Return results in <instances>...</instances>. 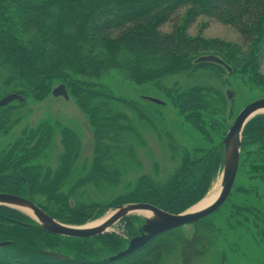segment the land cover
Instances as JSON below:
<instances>
[{"label":"trees","instance_id":"trees-1","mask_svg":"<svg viewBox=\"0 0 264 264\" xmlns=\"http://www.w3.org/2000/svg\"><path fill=\"white\" fill-rule=\"evenodd\" d=\"M181 11L185 12L182 29L177 26L169 34L162 33L161 28L173 23ZM202 17L232 27L242 39L241 49L237 52L223 42L208 43L199 37H189L188 29ZM212 50L228 54L219 58L231 69V74L248 76L261 83L264 0H0V62L11 64L17 70V78L40 96L52 93L54 80L61 82L68 94L71 90L75 95L76 102L94 124L95 160L79 185L111 179L103 162H109L110 153L119 145L124 131L117 125L116 117L107 118L98 109L110 106V102H122L129 107L133 104L108 97L91 84L68 79L59 69L96 79L109 70H120L135 83L144 84L206 68L208 63L197 60ZM168 96L179 115L202 137L208 138L207 130L218 123L215 132L221 138L212 143L210 150L196 151L193 157L186 154L181 169L165 186L142 178L126 203L150 204L180 214L193 197L199 198L203 190L208 191L223 165L227 103L222 95L201 87L179 89ZM100 98L107 104L94 103ZM49 129L31 132L27 142L20 140L8 155L0 157V193L26 198L64 224L83 225L95 220L99 208L73 209L60 194L79 158V142L74 133L62 132L64 152L57 171L43 173L32 164L48 146ZM245 151L256 160L260 158L258 162L264 159V114L246 126L242 138V152ZM257 174L254 178L260 179L261 174L258 171ZM39 195L54 201L57 207L40 204L35 200ZM177 231L164 233L133 254L109 261L125 250V242L119 236L73 239L50 235L23 213L0 206V243H9L0 248V264H160L166 248L162 238ZM181 241L184 264H190L199 255L198 245L203 238ZM51 251L71 260H54L47 255Z\"/></svg>","mask_w":264,"mask_h":264},{"label":"rangeland","instance_id":"rangeland-1","mask_svg":"<svg viewBox=\"0 0 264 264\" xmlns=\"http://www.w3.org/2000/svg\"><path fill=\"white\" fill-rule=\"evenodd\" d=\"M184 14L181 11L173 23L161 28V32L169 34L177 26L178 30L182 29ZM187 34L208 43L223 42L237 49V52L242 46L240 35L232 27L205 17L199 18ZM210 55L228 57L227 53L221 55L214 50L202 56ZM208 64L200 70H188L144 84L135 83L120 70H109L96 79L60 68L59 73L65 74L68 79L91 84L108 97L133 104V107H129L122 102H110V106L98 109L107 118L116 117L117 125L124 131L120 134L119 145L110 153L109 162H103L109 168L111 179L98 184L87 182L79 185L90 173L95 160V130L89 115L81 109L71 90L69 100L50 92L40 96L17 78V70L11 64L0 62V100L12 94L23 98V101L15 100L0 108V157L8 155L20 140L27 142L31 132L50 128L48 146L32 164L43 173L48 170L54 173L64 152L62 132L68 130L74 133L79 142V158L69 179L60 188V194L68 199L73 209L100 210L94 214L99 215L95 220L83 225H66L85 226L106 219L117 207L133 204L126 201L142 178L150 179L156 186H165L181 169L186 154L193 157L196 151L210 150L221 138V134L216 136L215 132L217 129L214 126H219L218 123L207 130L208 138L202 137L179 115L168 96L169 92L201 87L222 95L227 103L225 123L228 125L223 140L239 113L250 103L264 99V80L260 83L248 76L239 77L223 67ZM260 73L264 79V66ZM59 86L61 82L54 80L52 90ZM228 92L232 93V99L228 98ZM148 99H156L163 104H155ZM98 101L107 104L101 98L94 103ZM258 159L241 149L237 178L226 202L200 222L165 235L162 242L166 250L162 251L164 254L160 264H184L181 240L189 241L195 237L198 240L203 238V241L198 245L199 255L190 264H264V159L259 162ZM257 167L260 171L256 170ZM257 171L261 174L260 179L254 178L258 176ZM222 172L223 165L208 191L203 190L199 198L193 197L186 204L188 208L184 212L201 204L219 183L221 185ZM35 200L48 208L57 207L54 201L49 202L41 195L36 196ZM21 213L32 219L28 212ZM143 223L142 215H131L112 227L108 234L122 238L126 249L130 240L140 235L139 228Z\"/></svg>","mask_w":264,"mask_h":264},{"label":"water","instance_id":"water-1","mask_svg":"<svg viewBox=\"0 0 264 264\" xmlns=\"http://www.w3.org/2000/svg\"><path fill=\"white\" fill-rule=\"evenodd\" d=\"M197 63H212L225 67L229 73L231 69L223 61L213 55L204 56L197 60ZM56 97H64L69 100V94L66 87L61 85L52 91ZM229 99H232V93L228 92ZM15 100L23 101V98L12 94L0 100V108L7 106ZM155 104H163L156 99H148ZM264 114V99H259L247 105L237 116L229 132L223 140L224 158L223 172L221 179V190L219 196L213 203L207 207L196 210L186 211L180 214H171L150 204H128L119 206L110 214L102 224L97 227L70 226L63 224L49 216L36 204L26 198L12 194L0 193V206L15 209L21 212H28L30 217L38 224L39 228L54 236L85 239L95 238L109 233V230L123 219L135 215L138 212H149V217H144V223L139 228L140 235L131 239L127 248L115 256L109 258V261H116L147 246L156 237L169 231L192 225L215 213L228 199L234 187L240 164V153L242 146L243 133L248 123L259 115ZM195 208V207H194ZM192 208V209H194ZM9 243H0V248ZM47 255L57 261L69 262L71 258L57 252H48Z\"/></svg>","mask_w":264,"mask_h":264},{"label":"bare ground","instance_id":"bare-ground-1","mask_svg":"<svg viewBox=\"0 0 264 264\" xmlns=\"http://www.w3.org/2000/svg\"><path fill=\"white\" fill-rule=\"evenodd\" d=\"M220 190H221V186L219 183V185L217 187H215L210 192L209 196L201 204L196 206L194 209H191L190 211H196V210L203 209V208L207 207L208 205H210L211 203H213V201H215L217 199V197L219 196ZM136 214L142 215L143 217H149L150 216L149 212H138ZM108 217H110V215ZM106 219H102V220L96 221L94 223H91V224L87 225V227H97L98 225L102 224ZM76 227H78V226H76Z\"/></svg>","mask_w":264,"mask_h":264}]
</instances>
